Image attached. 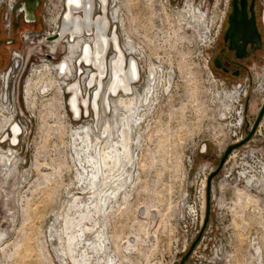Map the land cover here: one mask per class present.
Here are the masks:
<instances>
[{
  "label": "rangeland",
  "instance_id": "rangeland-1",
  "mask_svg": "<svg viewBox=\"0 0 264 264\" xmlns=\"http://www.w3.org/2000/svg\"><path fill=\"white\" fill-rule=\"evenodd\" d=\"M118 1H123L125 29L141 46L146 45L149 29V40L153 45V54L141 60L143 72L134 84L138 93L143 94L149 65L173 76L167 93L163 88L158 89L156 97L159 102L152 119L144 122L140 138L136 140L132 136L135 163L124 167L127 183L120 191V195L126 192L127 198L123 200L119 195L98 213L85 215L83 203L87 196L78 193L81 184L76 173L80 170L73 162L76 156L70 131L88 125L96 128L100 117L97 120L90 112L89 116L80 114L75 118L70 112L66 93L60 96L54 89L39 94L33 87L38 70H43L45 65L54 67L67 57L68 52H63V48H57V53L49 57L51 46L49 50L38 47L18 67H11L13 49L25 57L28 49L37 44V32H24L28 33L30 41L34 39V45L22 43L19 33L20 43H13V48L5 49L6 61L0 64V71L12 69L8 90L10 103L5 105L15 115V122L23 128V135L15 148L9 141L1 143L0 133V152L11 153L18 160L11 172L0 166V264H61L69 256L64 232L70 234L79 229L89 230H86L85 237L90 241L96 240V233L103 229L117 264H181L187 255L184 264H264V177L259 179L256 188L235 180L224 185L218 176L219 171L209 183L206 219L204 205L208 178L216 171L220 159L214 155L213 147L207 145L206 151L195 155L191 169L186 165L185 147L199 141L200 137L196 136L205 130V121L196 120L197 110H205L204 103L220 90L203 69L206 55L201 44L193 39L189 28L184 27V19L178 15L184 0H175L170 7L166 0H151L149 3L148 0ZM42 5L40 15L46 24L44 30L51 32L63 0H43ZM151 13L153 18L149 21ZM3 14L2 8L3 37L9 39L11 35L7 36L3 28ZM261 65L263 62L259 63ZM74 72L75 66L66 84L71 87V84L80 82L83 95H91L93 88L86 86V78L83 81V77L74 76ZM31 83L29 96H26L27 86ZM170 115H173L172 120ZM106 116L112 118V107ZM179 116L182 122L177 119ZM167 117L170 123L166 122ZM180 123L184 126L178 131ZM169 124L175 135L165 134ZM195 126L198 131L194 136H184V130L190 132ZM204 162L212 163L216 169L206 178L205 200L201 205L202 229H199L198 225L195 227L192 215L197 204V168ZM211 186L215 188L213 200ZM72 196L80 199L74 201ZM57 235L63 240H58ZM127 241L136 243L134 248L124 250ZM72 246L73 255L79 260L85 251L83 245L74 242ZM87 254L91 258L88 264H103L102 259L108 261L106 253L104 258L90 251Z\"/></svg>",
  "mask_w": 264,
  "mask_h": 264
},
{
  "label": "bare ground",
  "instance_id": "bare-ground-1",
  "mask_svg": "<svg viewBox=\"0 0 264 264\" xmlns=\"http://www.w3.org/2000/svg\"><path fill=\"white\" fill-rule=\"evenodd\" d=\"M7 1L13 2L15 0ZM100 1L103 4L106 2L105 0ZM71 3L74 4V8L76 10L80 9L81 0H66L67 13L64 16V21L68 18V11L71 8ZM186 5L187 6L184 7L181 12V17L186 18L189 16L193 18L195 22H198L199 27H205L204 14L199 10L190 8L188 4ZM112 10L109 9V20L112 22L119 21L124 31L123 21L118 17V10L115 9V12L113 13ZM59 16L60 14L57 19ZM76 31L80 32V28L78 26H76ZM123 35L129 42L132 37L130 31L124 32ZM77 38L81 37H72L67 39L65 44L58 43L51 46L52 49L50 53H53L51 55L53 56L57 53V48H63L62 51L67 52V43H71ZM83 38L88 41L90 40L92 43V38L82 37L81 39ZM82 43L83 41H78L74 44L68 45V55L66 57V61L68 63L62 59L54 67L45 65L42 67L43 70H38L39 75H37V82L33 84V87H35L37 93L39 94H46L54 89L58 91L60 96H63V92L64 94L66 93L69 96L68 104L70 112L75 118H78L80 114L82 115V113L85 114V116H89V108L95 114L97 120L100 117V122L96 128L88 125L78 130L70 131L72 150L75 154L74 156H76L73 159V162L77 163V170L81 171H77L76 173L78 182L81 184L80 192L78 193L85 194L87 196V200L83 203V205L86 207L85 215H89L90 213H98L101 208L107 206V202L117 200L121 194L120 191L124 189V186L127 183V179L124 177L126 169L124 167L128 163L134 162L133 141L131 140L134 128L132 125L139 122L135 121L133 116H135L139 107L143 106L144 102L146 103V106L149 104L148 96L152 93L151 85L153 81L148 80L147 89L143 91V94L138 93L132 85V81L137 76L138 71L137 63L134 57H131L129 61H127L120 49L117 53H115V59L113 60L111 58V61L107 64L106 61L101 58L102 55L95 40L92 46H89L91 43H86L88 45L85 46L83 45V49L81 48ZM125 46L128 45L126 44L124 47ZM80 48L82 52H80ZM27 53L30 56L32 55L33 51L31 48L28 49ZM75 58H77V60H75ZM74 60L76 61L75 64L77 68V72L75 73L78 77L82 76L83 81L84 78H86V75L82 74L83 71L81 69V65L86 67L91 66L94 70V73L90 75L89 80L86 82V86L93 88L91 99L89 94L83 97L80 82L71 84V87L65 82L69 79L70 75H72L71 67L74 64ZM147 70L150 77H153L154 74L156 75V70L153 65H150ZM107 72H110L111 76V82L108 88L104 87L102 84V80L106 77ZM168 82H170V78L168 79ZM32 83L28 86L26 85L28 88L26 89V96H29V88L32 86ZM118 95L121 96L117 97ZM108 97L117 98H110V100L107 101ZM5 104L6 103H2L0 105V133H2L1 143L9 141L11 145H16L18 142V135L21 132V127L15 122L13 119V113H11L10 109ZM105 107L107 108V111L112 107L113 116L111 119L106 116ZM13 156L11 153L5 154L0 152V166L3 169L8 170V172H11L18 165V160ZM259 182L260 180L257 179L255 183L252 184V180H248L247 184L256 188ZM125 193L126 192L120 195V197H123V200H126L127 198ZM79 199V197L73 198L74 201ZM97 223L99 224V222ZM86 230L88 229H79L78 231H74L70 234L68 232H64V235L67 238L66 245L69 251V256L68 259H63L61 264H88L91 259L87 254L89 251L99 258L105 256L106 253L107 258H105L108 261H104V259H102L103 264H117L115 256L112 252H110L108 239L106 238V234H104L105 232L103 229H100L96 233V240L94 241L86 239ZM57 238L58 240H63L60 235H57ZM74 242H79V244L82 243L83 249L85 250L80 255L79 260H77L73 255V250L71 249ZM135 244L136 243L134 242L127 241L124 245V250L134 248ZM64 251L65 250L62 249V252Z\"/></svg>",
  "mask_w": 264,
  "mask_h": 264
},
{
  "label": "built area",
  "instance_id": "built-area-1",
  "mask_svg": "<svg viewBox=\"0 0 264 264\" xmlns=\"http://www.w3.org/2000/svg\"><path fill=\"white\" fill-rule=\"evenodd\" d=\"M17 1L18 0H15L13 2L0 0V7L4 9L3 28L7 36L10 35L11 13ZM108 1L109 9L118 10V17L123 21L122 23L124 26V31L119 21H111L110 24L106 27V35L108 36V34H110V31L111 33L114 32L116 34V40L119 44V49L122 50L127 61H129L131 57L135 58L138 71L137 76L132 81V85L134 86V84L139 81L143 72V62L141 60L145 57L150 56L154 52L152 41L149 40V29L147 30L146 34L145 46H141L138 40L132 34V37L128 42L127 38L123 35L124 32L128 31L127 29H125V23L123 19V1L115 0V3L111 2L112 0ZM149 2H151V0H148V3ZM174 2L175 0H166V5L170 7L171 3ZM186 4H188L190 8L199 10L204 14L205 27H199L198 22H195L194 19L189 16L183 18V21H185L184 27L189 28L193 39L195 38L194 40H197L199 44H201L202 51H204L206 55L203 69L210 76L211 81L214 83V85H216L220 90L216 92V94H214L215 97H213L210 101L204 103L205 110L203 108H198L199 110H197L198 115L196 114V120L205 121L204 123L206 124L204 128L205 130L201 134H198L196 136L197 138L199 136L200 140L195 144L192 143V145L185 147L184 151L185 153H187L186 165L189 167V169H191L195 162V155L198 154V152L200 153L202 151H206L207 145L212 146L214 155L218 159H221L223 154L226 152V149L234 146L239 141H242L243 138L247 135L248 131L252 130L256 122L255 120H257L262 106L264 105V65H262L261 68L251 69L250 75L245 76V78H243L241 82L234 83L229 86L226 85L223 80L217 78L212 73L211 67L209 66L212 59V49L220 36L223 26L222 24L224 23L226 18L229 0H184L181 5L182 8L178 12L179 16H181L183 8L187 6ZM174 8L176 10L178 9L176 5L174 6ZM208 11L210 12V16ZM150 18L151 19L149 21H151L153 18L152 13ZM52 35V31L50 32L45 29L41 34V39L45 40ZM29 37L30 36L28 35V33L21 34L20 38L22 43L30 42L32 45H34V39L30 41ZM36 38L37 48H42V46L45 45L49 50V47L53 46L56 43V41H51L49 43L38 44V34H36ZM126 44L128 46L124 47V45ZM26 54L27 55L24 57V55L19 54L17 50L13 49L10 54L11 67H18L19 63H22L24 59L26 60L30 56L28 53ZM11 67L0 71V89H2L0 104L6 103L8 106L10 103L8 90L12 80L10 75L12 71ZM155 70L156 75L154 74L153 77H150L147 70V75L145 77V88L148 85V80L153 81L151 85L152 93H150L148 96L149 104L146 106V103L144 102L143 106L139 107V110H137L135 116H133L135 121H139L138 123H134L132 125L134 128L132 134L136 137V140L141 136V129L144 122H149V120H151L153 117L155 106L159 102L158 98L156 97L158 89L163 88L165 93H167L171 86L170 82L173 78L171 73L163 74L160 70H157L156 68ZM169 78L170 82H168ZM136 90L138 92V89ZM172 116L173 115H170V119ZM167 118L168 119L166 122L170 123L168 121L169 117ZM201 118L203 119L201 120ZM177 119L181 120V122L183 121L181 116L177 117ZM17 124L21 127V132L18 135V142L16 143V145H11L10 143L11 147L14 148L18 146L20 138L23 135L22 126L19 123ZM180 124L181 125H179L178 131L183 129L184 126V124ZM197 128L196 126L192 127L190 132L184 130V132H186L184 133V136H194L196 134L195 132L198 131ZM170 129L171 126L169 124L167 125V128L165 130V134L167 136H170L171 134L175 135L176 132L174 131L171 133ZM137 142L138 141H136V144ZM134 145L135 143H133V149ZM215 169L216 166H214L212 163L207 162L199 164L197 168V176L195 178L196 182H198V187L195 192V199L197 201V204L192 216L195 227H197L198 225L199 229H202L201 205H203L205 200L204 196L206 178ZM218 176L222 178L221 181L225 183L224 185H229V181L235 180L237 182L245 184L246 186L248 180H252V184H254L257 179L264 177V110L260 120H258L251 138L244 145L240 146V148L238 147L231 150L225 161L222 163ZM211 188L212 189L210 190V193L213 200L215 198V188H213V186H211ZM203 229H207V227H204Z\"/></svg>",
  "mask_w": 264,
  "mask_h": 264
},
{
  "label": "flooded vegetation",
  "instance_id": "flooded-vegetation-1",
  "mask_svg": "<svg viewBox=\"0 0 264 264\" xmlns=\"http://www.w3.org/2000/svg\"><path fill=\"white\" fill-rule=\"evenodd\" d=\"M105 1L103 4L100 0H81L80 9L77 10L74 8V4L71 3L68 18L64 21L67 7L66 0H63V7L61 12H59L60 16L56 23H54V29L52 30L53 35L44 40L41 39L44 22L40 15L43 0H39L38 6L34 11V21L32 22H25L24 11H20L22 0H18L11 13V36L9 39L3 37L4 33L0 22V64L6 61L5 49L8 47L13 48V43H20L18 34L20 33L21 35L25 31L28 33L37 32L38 44L49 43L51 41H56L55 44H65V41L72 37H90L92 38V43L90 40L77 38L73 42L67 43V50L69 44L83 41L82 48L83 45H88L86 43H91L89 46H92L95 40L101 52V58L109 64L111 58L115 59L116 51L120 49L116 40V34L110 31V34L106 35V27L110 24L111 20H109V1ZM1 9L0 7V11ZM222 25L220 36L212 49L210 67L212 73L229 86L241 82L244 76L250 73L251 69L261 68L262 65L259 66V63L263 62L264 64V0H229L226 18ZM76 26L80 28V32L76 31ZM42 47L46 48L45 45ZM30 48L32 51H36L37 49L36 46ZM81 48L80 52H82ZM110 52L111 55L108 56ZM51 54L53 53H49V57L52 56ZM64 60L66 61V58ZM75 60L71 70L75 66V72H77ZM81 69L83 71L82 74L86 75L87 82L90 75L94 73V70L91 66L86 67L84 65H81ZM110 82V72H107L106 77L102 80V84L108 88ZM83 97L85 96L83 95ZM110 98L112 97H108L107 101ZM105 111L107 112L106 107ZM88 112H92L90 108Z\"/></svg>",
  "mask_w": 264,
  "mask_h": 264
},
{
  "label": "water",
  "instance_id": "water-1",
  "mask_svg": "<svg viewBox=\"0 0 264 264\" xmlns=\"http://www.w3.org/2000/svg\"><path fill=\"white\" fill-rule=\"evenodd\" d=\"M38 3H39V0H22V3H21L22 6H21L20 11L21 10L24 11V20H25V22L34 21V11H35L36 7L38 6ZM263 110H264V105L262 106V109H261V111H260V113H259V115L257 117V120H255L256 122H255L252 130L248 133L247 137L243 141H241L240 143H238V144H236L234 146H231L228 149H226V152L224 153L223 157L220 159V162L218 163V167H217L216 171H214L209 176L208 183H207V191H206V205H204L205 206L206 219H207L208 214H209V206H208L209 205V183H210L211 179L213 177H215L219 173V171L221 169V166H222V163L225 161L226 157L231 152V150L234 149V148L240 147V145L245 143L250 138V136L253 134V131H254L257 123H258V120H260V118H261ZM187 257H188V255L185 256L182 259L181 264H184V262L186 261Z\"/></svg>",
  "mask_w": 264,
  "mask_h": 264
},
{
  "label": "crops",
  "instance_id": "crops-1",
  "mask_svg": "<svg viewBox=\"0 0 264 264\" xmlns=\"http://www.w3.org/2000/svg\"><path fill=\"white\" fill-rule=\"evenodd\" d=\"M1 67V66H0Z\"/></svg>",
  "mask_w": 264,
  "mask_h": 264
}]
</instances>
